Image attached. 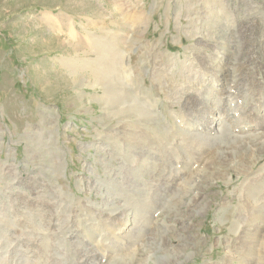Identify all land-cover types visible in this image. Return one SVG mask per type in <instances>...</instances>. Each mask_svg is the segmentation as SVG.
Here are the masks:
<instances>
[{
	"label": "rangeland",
	"instance_id": "1",
	"mask_svg": "<svg viewBox=\"0 0 264 264\" xmlns=\"http://www.w3.org/2000/svg\"><path fill=\"white\" fill-rule=\"evenodd\" d=\"M211 56L212 106L263 110L264 0H0V264H264V138L204 130Z\"/></svg>",
	"mask_w": 264,
	"mask_h": 264
},
{
	"label": "bare ground",
	"instance_id": "2",
	"mask_svg": "<svg viewBox=\"0 0 264 264\" xmlns=\"http://www.w3.org/2000/svg\"><path fill=\"white\" fill-rule=\"evenodd\" d=\"M101 47V43L98 44ZM104 49H102L103 51ZM252 51V50H251ZM217 53H220L219 50H217ZM168 56V55H167ZM218 58V56H217ZM255 58V57H254ZM252 56L248 57L247 60L245 62H241L237 67L235 68L234 66H232L231 68L226 69L228 71V74H231L232 76H234L235 71L238 69L239 71L242 70V68L244 69L245 66H250V62L255 61ZM220 61H222V59H219ZM250 61V62H247ZM176 62H181L180 59H173L171 60V63L173 64V66H175ZM210 66L204 68V70H202L200 72V76L201 78L206 82L207 87L205 88L204 93L206 92L208 94V97H206V103H205V129H209V131L213 132H217L219 130H223L224 127H226L225 124L228 125H234L237 128V135L241 134L243 135L240 138H236V135H232L231 137L239 139L241 142H248L250 147H254L255 149H257L255 144H250V140L249 138L251 137H258L260 139L264 138V104H263V110H260V106L257 105L253 95L250 94L251 89L250 88V82H249V78H251V76H247V80H248V86H245V95L243 96V98L246 100L247 104L250 103L249 105L250 108L245 110H240V115L241 113H244V121L243 123L238 121V117H239V111L235 110L233 107H231V103L233 101V97L237 96V92L231 90L230 88H219V93L222 94V99L220 98V100L216 101L219 102L218 104V108L213 107V104H217L214 102L213 97H210L212 92L214 90H216L215 88H218L217 85L215 84V79H213V77L215 76V72L218 70V72L220 71H224V69L222 68L221 63L219 62L218 65L216 66L215 64V60H212V56L210 59ZM215 65V67H214ZM196 64H194V62H190V71L192 76H197L199 71L195 68ZM198 67V66H197ZM254 69L252 70L253 74L252 77L255 78L253 79L255 82L264 85V76L262 75V73L260 72V69L263 68L264 66L259 65V66H254ZM230 69V70H229ZM167 74V72L165 73ZM199 76V75H198ZM210 78V79H207ZM245 78V75H241L240 79L243 80ZM207 80H210V82L208 83ZM203 81V82H204ZM223 85V84H222ZM160 89L162 91L163 90V86L160 87ZM202 88H196L197 91L201 90ZM109 91L107 90V88L105 87L104 89V100L107 101V97H108ZM110 96V95H109ZM238 98H240L239 96H237ZM109 98V97H108ZM170 98V97H169ZM156 102V101H155ZM210 133V132H208ZM243 138V139H242ZM244 140V141H243ZM217 150H219V152L221 154H224L225 152L223 151L222 148H218ZM215 151L211 150V152L207 153V156L205 157V162H204V167L205 169H208L211 165L212 159H214L215 157ZM251 157V153L250 155L247 156V158ZM264 169V163L261 165L259 170ZM90 173H93V170L89 167L88 168ZM254 173L253 172H247L244 175V179L242 180V182L240 183V185L238 187H236L234 189V192L237 194L242 195L244 192H248L251 189V186H249L248 184H244L243 182H247V181H251L254 178ZM195 180L194 182L190 183L192 186L195 185ZM181 179L177 182L174 183L173 181L171 182V186L172 187H177L179 186L181 183ZM196 192V197L193 198V201H191L190 203H186V207L190 210L193 211H198L197 208L202 209V202L201 200H199L201 197V194L199 193L198 190H195ZM195 198L197 199V201L195 200ZM88 199V198H86ZM180 200H182V198H179ZM89 201V200H88ZM243 201L241 199H239L238 204L242 205ZM189 210V211H190ZM133 222V221H132ZM132 222H130L131 226H132ZM154 224V230H159L162 228V224H159L158 219H156V222L153 223ZM167 225V224H166ZM129 224H128V220H125L123 222V224L121 226H119V235L120 234H126L129 233ZM164 226V224H163ZM171 226V225H169ZM169 228V227H168ZM166 229V228H164ZM163 231V230H162ZM169 231V229H168ZM161 240L164 241V238L161 237ZM176 260L175 258L169 262L168 264H173L175 263Z\"/></svg>",
	"mask_w": 264,
	"mask_h": 264
}]
</instances>
